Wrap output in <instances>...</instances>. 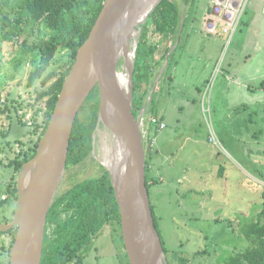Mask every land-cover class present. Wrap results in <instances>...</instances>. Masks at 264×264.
<instances>
[{"label":"rangeland","instance_id":"1","mask_svg":"<svg viewBox=\"0 0 264 264\" xmlns=\"http://www.w3.org/2000/svg\"><path fill=\"white\" fill-rule=\"evenodd\" d=\"M256 1L248 0L242 20L240 19L234 31L235 36H240L245 42L241 44H227L228 35L222 32L223 25L219 22L214 34L202 31L204 15L210 12V0H194L193 7H188L186 14L184 12V28L176 49L177 44L173 46L172 37L164 38L154 32L151 22L148 25L147 44L156 45L157 48L153 59H158L167 47L171 50L170 55H165L162 62L165 65L167 60L168 66L166 64L156 84L150 86L148 93L151 101L147 94L144 108L146 118L159 115L161 107L166 109L168 106V113L164 114L167 127L162 134H156L157 145L160 136H165L166 133L177 136L173 142L174 158L168 157L160 170L164 180L148 189L156 229L163 249L166 250L164 254L167 264H222L221 257L247 247L244 227L255 221L261 210V194L264 190V131L260 130H264V104L261 114L259 106L242 110V106L239 108L237 103H233L229 109L224 108L221 102H216L218 108L215 111L213 106L208 111V94L206 95L209 90L210 94L213 92L215 80H212L214 74H210L211 63L215 59H220V67L225 68L230 57L235 64L239 62V54L244 59L246 57L242 55H256L250 48L252 39L247 32V28L255 27V23L248 24V16L251 15ZM189 31L191 34L186 36ZM34 32L36 34L38 30L35 29ZM35 34L29 39V44H25V48H21V43L0 42V148L3 147L0 152V200L7 197L5 188L13 175V169L6 164L17 152L33 145L37 138L36 134L28 132L22 138L21 144H18L19 142H13L10 134L11 145L5 147L2 133L7 129L8 122L1 126V113L4 114L2 109L10 99L16 101L22 124L30 125L36 108L43 106L31 105L36 94L35 89L41 87L40 81L37 80L34 87L28 86L29 73L38 61L37 52H32L28 47ZM187 39L185 45L184 41ZM66 55V51H57L44 75L56 68ZM205 58L213 60L206 65ZM262 58L264 54L260 60ZM240 65L242 66L241 63ZM161 67L155 69L157 75L154 80ZM244 68L253 70L256 65L252 68L246 65ZM170 72H173L172 80L169 78ZM206 80L208 81L205 82ZM199 89L205 91L204 108ZM231 95H234L233 90ZM89 101L86 99L79 110L80 119L88 117ZM39 117L42 118L40 114ZM211 128L216 134L215 143H208ZM253 136L256 138L254 141ZM186 137H191L192 140H185ZM196 138L198 143L194 142ZM92 150L83 161L67 168L63 188L81 180L95 178L102 173L105 167L93 156ZM146 154L145 149L148 160ZM156 162L160 164L163 160ZM220 168L223 170L222 175L219 173ZM15 207L14 199L0 206V220L12 218ZM2 236L4 237L1 241L8 248L12 234L6 233ZM114 242L122 246L119 237L114 238ZM98 245L101 255L99 264H117L106 235L102 236ZM179 258L184 259L179 261Z\"/></svg>","mask_w":264,"mask_h":264},{"label":"water","instance_id":"2","mask_svg":"<svg viewBox=\"0 0 264 264\" xmlns=\"http://www.w3.org/2000/svg\"><path fill=\"white\" fill-rule=\"evenodd\" d=\"M161 1L104 0L88 36L76 51L34 155L17 173L14 214L9 222H0V232L16 228L9 264L41 263L46 217L66 172L73 124L95 87L99 94L97 121L107 105L124 142L120 170L103 166L109 173L119 208L129 263L167 264L145 182L146 157L140 123L145 109L135 115L132 106L133 67L141 26ZM134 31L138 36L125 90L117 79L119 53L121 48H127V36ZM166 64L167 60L154 84Z\"/></svg>","mask_w":264,"mask_h":264},{"label":"trees","instance_id":"3","mask_svg":"<svg viewBox=\"0 0 264 264\" xmlns=\"http://www.w3.org/2000/svg\"><path fill=\"white\" fill-rule=\"evenodd\" d=\"M103 2L104 0H0V42L21 43V48L27 47L29 39L35 34L34 30H38L35 38L28 46L32 52L36 51L38 54L37 64L28 76V86L34 87L35 82L40 81L41 87L35 89L36 94L31 105L43 104L42 107L36 108L30 125L24 124L29 128V132L37 135L33 145H29L26 150L17 152L14 158L6 164L13 169V175L5 188L7 197L0 200V206L12 199L16 200V175L21 166L34 155L38 140L54 108L63 80L74 62L76 51L88 36ZM193 3L194 0H162L141 26L133 67L132 106L135 115L145 108L147 94L150 98L148 92L151 90L150 86L154 84V76L157 75L155 69L163 65L165 55L170 49L167 47L158 59H153V54L157 48L156 45L147 44L149 23L154 25V32L161 34L164 38L172 37V44L179 38L176 49L180 43L185 23L183 13L186 14L189 8L193 7ZM179 32L181 34L177 37ZM59 50L67 52L66 58L61 60L56 68L44 75L55 53ZM263 85L261 84V86ZM87 99L90 100L87 102L90 112L88 117L84 119H80L79 114H77L70 136L66 168L83 161L90 155L92 149V132L97 123L99 106L97 87L91 91ZM2 110L3 112L8 111L9 117H12L13 120L19 117L14 99L6 102ZM39 114L42 118L39 117ZM153 134L154 132L151 131L149 136L152 137ZM19 139L20 137L17 136L15 142H20ZM10 145L11 142H6L5 147ZM2 151L3 147L1 146L0 152ZM146 153L149 157L154 154V151ZM0 163H2L1 159ZM156 181L150 175L149 160L146 159L145 182L147 189ZM73 189L76 193H84L86 204L91 203L93 205L98 202L103 219L107 213L116 214L118 218V206L114 190L109 173L105 168L99 176L85 179L77 183ZM261 199V210L258 218L248 223L243 230L244 237L248 241L247 247L221 257L220 262L222 264H264V190ZM153 219L156 227L155 218L153 217ZM14 232L12 231V235ZM49 247L44 240L41 264H51ZM163 250L166 253V250ZM183 259L179 258V261H183Z\"/></svg>","mask_w":264,"mask_h":264},{"label":"crops","instance_id":"4","mask_svg":"<svg viewBox=\"0 0 264 264\" xmlns=\"http://www.w3.org/2000/svg\"><path fill=\"white\" fill-rule=\"evenodd\" d=\"M253 11L251 15H249L248 19V24L250 23H255V27L252 28H247V32L250 35V38L252 39L250 48L253 50V52L256 54L251 55H242L245 56L246 58H240L241 56L237 55V60L239 62L233 64V58L230 57V60H228V63L226 67L222 68L220 67V59H215L213 62L211 58H205L204 60L206 61V65L211 61L212 65V71L211 74H214V77L212 80L214 82L213 85V92L210 94L209 92L206 93L208 94L207 97V110L210 111L213 109L215 111L218 106L216 105V102H221L224 108H231V105L233 103H237L239 108L242 106V110L248 108V107H257L259 106V112L263 111V104H264V85L261 86V84H264V58L260 60L261 57H263L264 54V0H258L256 3H254L253 6ZM205 16V15H204ZM242 20V19H241ZM193 23L190 25V29L192 28ZM204 26V22H203ZM203 28V27H202ZM204 31V28L203 30ZM205 33V32H204ZM191 34V32H187V36ZM188 42V39L184 41L185 45ZM245 43L242 38L236 37L235 33L231 36L229 39V36L227 38V44H238ZM174 45V44H173ZM162 54V53H161ZM160 55V54H159ZM214 58V57H213ZM247 58H249L247 60ZM201 60V59H200ZM199 60V61H200ZM219 61V62H218ZM246 67V65H250L251 68L253 65H256V69H251V70H246V68L242 67L240 65ZM217 65V66H216ZM245 69V70H244ZM216 77V79H215ZM169 78L172 80L173 78V72H170ZM158 81V80H157ZM206 80L205 82H207ZM155 85V84H154ZM200 90V89H199ZM233 90L234 95H231V91ZM201 94L199 96L201 97V103H202V108H204L203 104L205 102V91L200 90L199 91ZM211 96V98H210ZM216 97V98H215ZM235 101V102H234ZM247 103V104H246ZM248 103L250 105H248ZM246 104V107L243 108V106ZM181 109V108H180ZM240 109V110H241ZM168 106L165 108L161 107V111L159 115H156L157 118L165 123V128L160 130H154L152 126H150L148 122V117L146 118V126L154 132L153 137H154V145L152 151H154V154L150 155L148 157L149 160V167H150V175L156 179V183L162 182L164 179L160 175V170L162 168V164L165 163V161L168 159V157L172 156L171 158H174V152H173V142L175 138H177L176 135H172L170 133H166L165 136H160V142L159 145H157L158 140H156V134H162V132L166 129L167 123L164 119V114L168 113ZM256 111V110H255ZM239 112V111H238ZM9 112H4V114L1 113V126L4 122H8L7 129L4 130L3 136V142L6 144V142H10L11 140L9 139V135L12 134V139L13 142H15V138L17 136L20 137V142L18 144H21L22 138L28 134L29 128L22 124L21 119L18 117L17 119L13 120L12 117H9ZM259 114V116H260ZM258 116V118H259ZM246 118V117H245ZM217 122V121H216ZM218 124V122H217ZM264 130H260V132H263ZM158 132V133H157ZM211 133L215 136L214 129L211 128ZM31 134V133H30ZM255 134V133H253ZM210 135V134H209ZM253 141L256 139L255 136H253ZM190 139L192 140L191 137H186L185 140ZM30 140V139H29ZM176 141V140H175ZM194 142L198 143L199 140L196 138ZM208 143L209 140H208ZM172 150V151H171ZM162 159L163 162L160 164H157L156 160ZM221 172V175L223 174L222 168L219 169V173ZM155 185V184H153Z\"/></svg>","mask_w":264,"mask_h":264},{"label":"flooded vegetation","instance_id":"5","mask_svg":"<svg viewBox=\"0 0 264 264\" xmlns=\"http://www.w3.org/2000/svg\"><path fill=\"white\" fill-rule=\"evenodd\" d=\"M81 181L63 188V177L47 213L44 240L50 246L51 264H99L101 255L98 242L103 235H106L110 240L111 251L114 252L117 264H130L122 238L119 208L118 218L116 214L107 213L103 219L98 202L93 205L86 204L84 193L74 191V186ZM10 220L11 218L0 220V222L7 223ZM15 230L14 227L9 231L0 232V264H6V259L9 264V249L15 232L10 239L8 248L6 243L1 241V238L4 237L2 235L12 234V231ZM117 237L120 238L122 246L114 242V238Z\"/></svg>","mask_w":264,"mask_h":264},{"label":"bare ground","instance_id":"6","mask_svg":"<svg viewBox=\"0 0 264 264\" xmlns=\"http://www.w3.org/2000/svg\"><path fill=\"white\" fill-rule=\"evenodd\" d=\"M137 36V31L129 34L127 36L128 42H126L127 48H121L119 53L120 61L117 68V79L121 87L125 90L128 87V67L130 60L133 58V48L137 41ZM98 123L99 120L97 121L95 130ZM93 135L94 132L92 134L93 156H95L104 166L119 171L122 165L124 142L122 140V134L116 129L115 120L113 119L111 110L107 105L101 115L95 142L93 141Z\"/></svg>","mask_w":264,"mask_h":264},{"label":"built area","instance_id":"7","mask_svg":"<svg viewBox=\"0 0 264 264\" xmlns=\"http://www.w3.org/2000/svg\"><path fill=\"white\" fill-rule=\"evenodd\" d=\"M247 2L248 0H210V12L206 13L204 17V30L208 33L214 34L219 22L223 25L222 32L227 34L230 39L240 23ZM144 111L145 110H142L140 117L141 133L145 143L144 148L146 149V152H150L153 149L154 137L149 136L151 131L146 126L147 117H144ZM147 123L152 126L154 130H162L166 126L164 122L160 121L153 115L148 117ZM209 136V142L215 143V136L212 133H210Z\"/></svg>","mask_w":264,"mask_h":264}]
</instances>
